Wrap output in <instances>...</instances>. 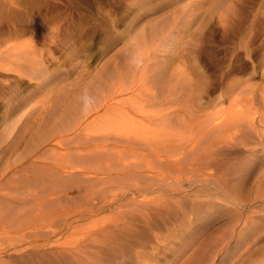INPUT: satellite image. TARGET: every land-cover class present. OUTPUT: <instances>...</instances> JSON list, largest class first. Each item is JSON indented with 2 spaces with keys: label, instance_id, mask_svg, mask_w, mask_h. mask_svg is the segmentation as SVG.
Returning a JSON list of instances; mask_svg holds the SVG:
<instances>
[{
  "label": "rangeland",
  "instance_id": "1",
  "mask_svg": "<svg viewBox=\"0 0 264 264\" xmlns=\"http://www.w3.org/2000/svg\"><path fill=\"white\" fill-rule=\"evenodd\" d=\"M15 44L14 53L36 59V67H46L47 77L41 81L37 75L20 76L0 68V196L12 199L16 207L8 208L7 201H0V242L22 239L33 222L59 227L77 211L113 198L112 207L80 219L76 225L82 229L66 237L82 243L86 232L107 228L101 239L125 247V264H264V223L256 220L246 225L260 207L248 206L240 212L218 192L226 186L241 202L261 199L264 192V105L259 100L264 88V0H0V58L11 59L14 54L8 49L13 50ZM245 79L256 85L253 111H249L251 104H237L244 98L234 88ZM177 86L184 88L182 94L172 92ZM145 92H156L158 97L153 100ZM104 95L113 97L110 109L96 106ZM19 101L25 105L18 111L7 110L8 104ZM237 105L244 113L245 106L249 111L245 114L249 119H244L247 127ZM227 109L240 111V115L234 113L244 130L233 123L231 131H238L248 146L238 145L235 138L230 141L235 144L223 137L225 141L217 138V143L213 134L204 133L209 118L234 114ZM85 148L88 153L104 148L99 161H112L113 166L104 167L103 176L94 181L79 175L63 180L60 171L73 170L72 164L75 170L83 162L86 166L97 154L91 157ZM82 151L91 160L76 156ZM240 160V171L226 170ZM153 173L156 177L148 180L146 175ZM238 175L242 181L237 182ZM205 179L208 194L197 197L190 188L185 190L189 184L196 186L194 190L202 188L200 181ZM149 185L154 187L137 192ZM143 197L157 201L139 202ZM208 200L212 203L208 208L197 204ZM260 211L264 214V208ZM36 217L41 220L35 221ZM101 243L88 241L85 249L105 258L107 264L109 252L99 250Z\"/></svg>",
  "mask_w": 264,
  "mask_h": 264
},
{
  "label": "bare ground",
  "instance_id": "2",
  "mask_svg": "<svg viewBox=\"0 0 264 264\" xmlns=\"http://www.w3.org/2000/svg\"><path fill=\"white\" fill-rule=\"evenodd\" d=\"M15 35V34H14ZM11 36V35H10ZM16 36H17V34H16ZM244 36V35H243ZM245 37V36H244ZM256 38V37H255ZM255 38H254V40H255ZM13 39V38H12ZM6 40L7 39H5V41L3 40V42L5 43L6 42ZM9 42H10V40H8ZM7 41V42H8ZM240 41H242V40H240ZM3 43V44H4ZM244 43H246V42H243V44ZM7 44V43H6ZM2 45V44H1ZM7 46V45H6ZM17 45L15 44V45H13V50L10 48V49H8V52H9V50L10 51H12L13 52V54L16 56L15 58H14V55H12V57L15 59V60H11L12 59V57H11V59H10V57H8V60H7V57L5 56V57H1L0 58V68H2V69H5V70H14L15 72L17 71L18 72V74L20 75V76H28V77H30V76H36L37 75V78L38 79H40L41 81H44L45 80V78L47 77V75L45 74V68H44V66L42 65V64H40V65H42V67H36V64H37V62H36V59H34V58H30V56L28 57V58H26L25 56L23 57V58H19V55H18V53H14V51H15V49L17 50V47H16ZM1 48V47H0ZM264 48V47H263ZM243 49V48H242ZM1 50V49H0ZM10 53V52H9ZM9 53H7V54H9ZM9 55H11V54H9ZM18 56V57H17ZM10 59V60H9ZM20 60H22L21 62H20ZM13 65V66H12ZM38 65V64H37ZM261 65L263 66V74H264V53H263V55H262V59H261ZM258 67V66H257ZM44 68V69H43ZM261 69V68H260ZM16 72V73H17ZM251 78H253V77H251ZM250 78V79H251ZM244 79V78H243ZM252 80V79H251ZM131 82V81H130ZM195 82V81H194ZM193 82V83H194ZM250 81H247L246 79L245 80H240L239 82H236V86H235V88L234 89H237L238 91H239V93H240V96L241 95H243V98H244V100L246 99V101L244 102V100H242L243 102L242 103H237V104H241V107H243L242 106V104L244 103V105H246L245 103H247V104H249L248 106H250V104H251V108H250V110L249 111H253V107H254V105H252V104H255V96L253 95V94H255V92H254V90H255V88H256V85L255 84H253V83H249ZM200 83H202V82H199V84ZM131 84V83H130ZM203 84V83H202ZM206 84V83H205ZM195 85H198L197 83H195ZM204 85V84H203ZM199 87H200V85H198ZM208 86V85H207ZM104 87V86H103ZM123 88V87H122ZM192 88H193V86H192ZM194 88H195V86H194ZM261 88H263V87H261ZM121 89V88H120ZM154 89V88H153ZM158 89V88H157ZM229 89V88H228ZM233 89V88H232ZM136 90H138L137 88H136ZM183 90H184V88L183 87H176L172 92L175 94V95H179V94H182L183 93ZM196 90V89H195ZM194 90V91H195ZM198 90H200V89H198ZM261 90V89H260ZM111 91H113V90H111ZM116 91V90H115ZM114 91V92H115ZM134 91H135V89H134ZM134 91H132V94L134 95ZM151 91H153V90H151ZM156 91V90H155ZM205 91V90H204ZM225 91V90H224ZM121 92V91H120ZM140 92V91H139ZM190 92V91H189ZM192 92V91H191ZM231 92V91H230ZM230 92H228V93H230ZM235 91L233 90V92L232 93H234ZM237 92V91H236ZM109 93V92H108ZM107 93V94H108ZM119 93V92H118ZM196 93V92H195ZM227 93V94H228ZM231 93V94H232ZM238 93V92H237ZM259 93H261V97L259 98V100H260V102L264 105V88L262 89V91L261 92H259ZM62 94L64 95V96H66L67 95V91H62ZM101 94H103V93H101ZM144 94H146V95H148L147 94V92H145ZM185 94V93H184ZM189 94V93H188ZM225 94V93H224ZM112 95V94H111ZM172 95V94H171ZM195 95V94H194ZM235 95H236V93H235ZM257 95V94H256ZM260 95V94H259ZM108 96V95H107ZM107 96H105L104 95V97L102 98V100H101V102H99L96 106H98V107H101V108H104L105 110L106 109H108L109 107H110V103H112V102H110L111 100L110 99H113V97H109V98H107ZM152 97V99L154 98H157L158 97V93H156V92H153V93H151V94H149L148 95V97ZM174 96V95H173ZM181 96V95H180ZM179 96V97H180ZM234 96V95H233ZM246 96H247V98H246ZM131 97H133V96H131ZM134 97H135V95H134ZM137 97V96H136ZM140 97V96H139ZM149 97V98H150ZM196 97V96H195ZM232 97V96H231ZM230 96H229V98H231ZM239 97V96H238ZM238 97H234L235 99H240V97L238 98ZM68 98V97H67ZM99 98V97H98ZM97 98V99H98ZM147 98V97H146ZM193 98V97H192ZM69 99V101L70 102H72L73 100H70V98H68ZM114 99H116L115 97H114ZM122 99V98H121ZM140 99V98H139ZM153 99V100H154ZM191 99V98H190ZM195 99V98H194ZM229 100V99H228ZM110 102V103H109ZM233 102H235V101H233ZM65 103V102H64ZM235 103V104H236ZM142 104V103H141ZM23 105H25V104H21V102L19 101V103L18 104H16V105H14V104H8L7 105V110H8V108H9V110L10 111H18L21 107H23ZM63 105H67L66 103L65 104H63ZM92 106H93V104H91ZM147 105V104H146ZM153 106V105H152ZM230 106H231V103H230ZM230 106H229V108L228 109H233V108H230ZM238 106V105H237ZM19 107V108H18ZM64 107V106H63ZM68 107V106H67ZM97 107V108H98ZM233 107V106H232ZM234 107H236V105L234 106ZM263 107V106H262ZM237 108H239V106L237 107ZM236 108V109H237ZM258 108V106H257V104H256V108L254 109V111H256L257 112V109ZM261 108V107H260ZM110 109V108H109ZM227 109V110H228ZM240 109H242V111L240 110ZM244 109H245V111H246V113H244V111H243V108H239V110L241 111V112H243L244 114H242V115H240V111L239 110H237L235 113H237L238 115H240L241 116V119H242V117H243V115L245 116V114L247 115V113H249V111H248V109L246 110V106L244 107ZM90 110H91V108H90ZM112 111V110H111ZM229 111V110H228ZM228 111H226L227 113H228ZM231 111H233V110H231ZM231 111H229V112H231ZM248 111V112H247ZM224 112V111H223ZM233 112V113H234ZM109 113V112H108ZM111 113H113V112H111ZM232 113V112H231ZM232 113V114H233ZM234 113V114H235ZM251 113V112H250ZM254 113V112H253ZM258 113V112H257ZM260 113V112H259ZM218 114V113H217ZM224 114H226L225 112L224 113H222V114H218V115H222V116H216L215 117V119H211L210 120V118L208 119L209 121L203 126V128H204V130H205V134L206 135H208V134H210L211 136H212V134L214 135V136H212V140H215V141H217V143L219 142L218 140L221 138V137H223L224 139H226V141H231V140H233L234 138V141H235V143H237L238 145L240 144V146L242 145V143H243V145H244V147H245V145H247L248 146V143L246 142L245 143V141H246V139H244V138H241L240 139V137H239V135L237 136V134L235 133V131L236 130H234V132H232L231 131V129H233L232 127L233 126H231V124H233V123H236L235 125H234V127L236 128L237 127V129L239 128V127H241V128H243L242 129V131L244 130V127H242V125L241 126H238L239 125V122H237V120H236V118H237V114H233V115H228L227 114V116H223ZM85 116H86V114H84ZM106 115V114H105ZM237 115V116H236ZM252 115V114H251ZM263 115H264V113H263ZM85 116H83L84 118H85ZM145 116V115H144ZM151 116V115H150ZM150 116H149V120L152 118V116H151V118H150ZM156 116V115H155ZM157 116H159V115H157ZM104 117V116H103ZM161 117V116H160ZM160 117H159V119H160ZM212 117H213V115H212ZM246 117V118H245ZM245 117H243V125H245V127H247L246 125H248L247 123H245L244 122V119H249V117H247V116H245ZM252 117H254L253 115H252ZM251 117V118H252ZM256 117V116H255ZM254 117V118H255ZM69 118V117H68ZM99 118H101V120H103L102 119V116L100 117L99 116ZM112 118H114V117H112ZM145 118H147V117H145ZM163 118H165V116L163 117ZM240 118V117H239ZM57 119H59L58 117H57ZM74 119V118H73ZM94 119H96V122H97V118L95 117ZM153 119V118H152ZM152 119L150 120V121H152ZM260 119H261V117H260ZM260 119H258V121H261ZM263 119H264V117H263ZM79 120V119H78ZM100 120V119H99ZM111 120V119H110ZM109 120V121H110ZM113 120H115V119H113ZM113 120H111L112 122H113ZM143 120V119H142ZM142 120H141V123H142ZM162 120V119H161ZM160 120V121H161ZM171 120V119H170ZM59 121L62 123V122H64V121H61L60 119H59ZM82 121V120H81ZM80 121V122H81ZM91 121H93V122H91V124L93 123H95L94 121L95 120H91ZM107 121H108V118H107ZM240 121V120H239ZM264 121V120H263ZM100 122V121H99ZM112 122H110V123H112ZM138 122V121H137ZM144 122H145V120H144ZM147 122V121H146ZM145 122V123H146ZM164 122V121H163ZM166 122V121H165ZM180 122V121H179ZM183 122V121H182ZM241 122V121H240ZM52 123V122H51ZM57 123V122H56ZM56 123H54V124H56ZM88 123V122H87ZM106 123V122H105ZM139 123L140 122H138L137 123V125H139ZM140 123V124H141ZM181 123V122H180ZM237 123H238V125H237ZM249 123V122H248ZM256 123L258 124V122L256 121ZM260 123V122H259ZM58 124V123H57ZM63 124V123H62ZM66 124V123H65ZM64 124V125H65ZM96 124V123H95ZM148 124H150V123H148ZM250 124H251V126L253 127V125L252 124H254V120L252 119L251 120V122H250ZM250 124H249V126H250ZM59 125V124H58ZM63 125V126H64ZM73 125H75V123H73ZM87 125H90V124H87ZM97 125V124H96ZM136 124L134 125L135 127L137 126ZM143 125V124H142ZM184 125V124H183ZM237 125V126H236ZM77 126H78V124H77ZM105 126V125H104ZM133 126V127H134ZM140 126V125H139ZM139 126H137V128L138 129H140V127ZM194 126V125H193ZM250 126V127H251ZM262 126V125H261ZM260 126V127H261ZM264 126V125H263ZM53 127V126H52ZM61 127V126H60ZM80 127V126H79ZM88 127V126H87ZM144 126H142V128H143ZM183 127V126H182ZM105 128V127H104ZM192 128H195V126L194 127H192ZM201 128V127H200ZM241 128H239V129H241ZM249 128V127H248ZM75 129H76V127H75ZM137 129V130H138ZM146 129V128H145ZM191 129V128H190ZM254 129V128H253ZM259 129V128H258ZM257 129V130H258ZM261 129V128H260ZM259 129V130H260ZM262 129H264V128H262ZM129 130H131V129H129ZM134 130V129H133ZM157 130V129H156ZM247 130V129H246ZM75 131V130H74ZM128 131V130H127ZM132 131V130H131ZM136 131V130H135ZM134 131V132H135ZM139 131V130H138ZM145 131V130H144ZM196 131V130H195ZM227 131V132H226ZM248 131V130H247ZM262 131V130H261ZM134 132H132V133H134ZM236 132H238V131H236ZM262 132H264V130L262 131ZM54 133V132H53ZM66 133V132H65ZM64 133V134H65ZM72 133V132H71ZM198 133V132H197ZM196 133V134H197ZM225 133V134H224ZM242 133V132H241ZM241 133H239V134H241ZM68 134V133H67ZM70 134V133H69ZM138 134V133H137ZM195 134V133H194ZM243 134V133H242ZM260 134V133H259ZM135 135H136V133H135ZM204 135V134H203ZM222 135H224V136H222ZM236 135V136H235ZM249 135V134H248ZM254 135V134H253ZM256 136H258L257 134H255ZM261 135H264V133H262ZM57 136V135H56ZM63 136V135H62ZM79 136V135H78ZM195 136H197V135H195ZM194 136V137H195ZM217 136V137H216ZM243 135H241V137H242ZM260 136V135H259ZM69 137V136H68ZM200 137V136H199ZM249 137V136H248ZM95 138V137H94ZM192 138V137H191ZM204 138H205V136H204ZM209 138L211 139V137L209 136ZM218 138V140H216ZM233 138V139H232ZM260 138V137H259ZM53 139V138H52ZM52 139H51V141H52ZM57 139V138H56ZM64 139V138H63ZM69 139V138H68ZM73 140H74V138H72ZM89 139V138H88ZM187 139V138H186ZM190 139V137L188 138V140ZM195 139V138H194ZM197 139V138H196ZM200 139V138H199ZM198 139V140H199ZM222 139V138H221ZM220 139V140H221ZM224 139H222L223 141H225ZM258 139V138H257ZM261 139V138H260ZM91 140H93V138L91 139ZM140 140V139H139ZM187 140V141H188ZM221 140V143L223 142ZM262 140H263V138H262ZM50 141V140H49ZM60 141V140H59ZM71 141V140H70ZM58 142V141H57ZM129 142V141H128ZM195 142H199V141H195ZM195 142H192L193 144L195 143ZM211 143H212V141H210ZM229 142H228V144H229ZM259 142H261V141H259ZM262 142H264V140L262 141ZM53 143H54V141H53ZM148 143V142H147ZM188 143V142H187ZM191 143V144H192ZM225 143V142H224ZM230 143H233V141L232 142H230ZM235 143H233V144H235ZM51 144H52V142H51ZM201 144V143H200ZM233 144H232V146H233ZM98 145V144H97ZM258 145V144H257ZM96 145H94V147H95ZM189 146H190V144H189ZM192 146V145H191ZM227 146H229V145H227ZM231 146V145H230ZM260 146V145H259ZM97 147V146H96ZM114 147V146H113ZM182 147V146H181ZM180 147V148H181ZM185 147V146H184ZM221 147V146H220ZM236 147H237V145H236ZM251 147H252V145H251ZM255 147V146H254ZM92 148V147H91ZM108 148H110V151H111V146H109ZM116 148V147H115ZM183 148V147H182ZM182 148L180 149V150H182ZM191 148V147H190ZM226 148V147H225ZM233 148V147H232ZM248 148V147H247ZM89 149V148H88ZM174 149V148H173ZM223 149V148H222ZM239 149V148H238ZM242 148H240V150H241ZM85 153L87 154L88 153V151H87V149L85 148ZM116 150H119L120 151V149H116ZM115 150V151H116ZM231 150V149H230ZM236 150V149H235ZM246 150V149H245ZM249 150H251L250 148H249ZM105 149L103 148V149H100V150H98V151H94V152H96L97 154L99 153V155L97 156V154L96 155H94V152H89L91 155V157H92V155H94L93 157V159L91 160V159H88L87 158V155H85V157L88 159V160H91L89 163L87 162V164L89 165H86V166H83V164H84V162L82 163V167H80V168H78L77 170H75V167H73V164H72V169L73 170H67V171H65V173H67V175H65V176H70V178H67L66 179V177H64V172L63 171H60V172H62V175H63V178H62V176H61V178L64 180V178H65V180H71V179H75V178H73V176H77V175H79L80 177L82 176V177H84V179L85 180H87V181H89L90 182V180H92L93 179V181H94V179H96V178H98L99 176H103V175H100L101 173H103V170H104V167L106 168V169H108L112 164H111V162H103V161H99L100 160V158L99 157H103V154H105ZM112 151H113V149H112ZM134 151V150H133ZM136 151V150H135ZM178 151H179V149H178ZM229 151V150H228ZM233 151V150H232ZM256 151H258V150H256ZM78 152H81V151H78ZM77 152V153H78ZM124 152V151H123ZM167 152V151H166ZM165 151L163 152V153H166ZM171 152V151H170ZM176 152H177V150H176ZM185 152V151H184ZM222 152V151H221ZM220 152V153H221ZM226 152H227V150H226ZM225 152V153H226ZM250 152V151H249ZM259 152H261V150L259 151ZM84 153V151H82V153H79L78 155L76 154V156H83L84 157V155H82V154H85ZM88 153V154H89ZM133 153V152H132ZM169 153V152H168ZM178 153V152H177ZM180 153V152H179ZM244 153L245 152H243V155H244ZM81 154V155H80ZM127 154V153H126ZM144 154V153H143ZM176 154V153H175ZM186 154V153H185ZM184 154V155H185ZM222 154V153H221ZM253 154V153H252ZM101 155V156H100ZM127 155H129V154H127ZM134 155H136V154H134ZM133 154H132V156H134ZM145 155V154H144ZM243 155L241 156V157H243ZM105 156V155H104ZM110 156V155H109ZM111 156H113V155H111ZM117 156V155H116ZM171 156H174V155H171ZM78 157V158H79ZM84 157V158H85ZM120 157H121V155H120ZM239 157V156H238ZM83 158V159H84ZM85 158V159H86ZM115 158V157H114ZM114 158L112 159L111 157H110V159H112V160H114ZM161 158V157H160ZM174 158V157H173ZM178 158V157H177ZM226 158V157H225ZM229 158H231V157H229ZM256 158V157H255ZM121 159H123L122 157H121ZM163 159V158H162ZM180 159V158H179ZM228 159V158H227ZM254 159V158H253ZM260 159H261V157H260ZM73 160V159H72ZM101 160H103V159H101ZM107 160H108V158H107ZM164 161H165V159H163ZM163 160L161 161L162 162V164H163ZM172 160V159H171ZM174 160V159H173ZM178 159H176V161H177ZM226 160V159H225ZM231 160V159H230ZM229 160V161H230ZM256 160H257V158H256ZM264 160V159H263ZM74 161H75V158H74ZM76 161H79L78 159H76ZM105 161V160H104ZM110 161V160H109ZM115 161L117 162V159L115 158ZM120 161V160H119ZM123 161V163H124V161H126V160H121V162ZM130 161V160H129ZM135 162H136V160H134ZM251 161H254V160H251ZM73 162V161H72ZM92 162V163H91ZM99 162V163H98ZM128 162V161H127ZM172 162V161H171ZM178 162H179V160H178ZM263 162V161H262ZM71 163V162H70ZM81 164V161H79L78 162V164ZM129 163V162H128ZM138 163L139 162H137V165H135V163H133L132 161H130V164H134V166H139L138 165ZM226 163H227V161H226ZM229 163V162H228ZM228 163H227V165H228ZM237 163V165H231V166H228L227 167V171H232V172H238V171H240L239 170V168H241V167H243V163L241 162V160L239 161V162H236ZM75 164H76V162H75ZM79 164V165H80ZM91 164V165H90ZM119 164V163H118ZM164 164H165V162H164ZM168 165H169V163H167ZM223 164H225V163H223ZM67 165V164H66ZM69 165V164H68ZM85 165V164H84ZM117 165V164H116ZM128 165V167H130L131 165H129V164H127L126 163V166ZM149 165V164H148ZM175 165V164H174ZM248 165V164H247ZM254 165V164H253ZM252 165V166H253ZM70 166V165H69ZM76 167L78 166L77 164L75 165ZM113 166V165H112ZM173 166V165H172ZM177 165H175L174 167H176ZM249 166V165H248ZM260 166V165H259ZM125 167V166H124ZM131 167H133V166H131ZM147 167V166H146ZM169 167V166H168ZM149 168V167H148ZM170 168H172V167H170ZM179 168V165L177 166V169ZM215 168H217V167H215ZM247 168V167H246ZM254 168V167H253ZM122 169H123V167H122ZM150 169V168H149ZM181 169H183V168H180L179 170H181ZM256 169V168H255ZM259 169H261V168H258V170ZM62 170V169H61ZM124 170H125V168H124ZM216 170V169H215ZM226 171V172H227ZM251 171H253L252 170V168H251ZM251 171H249V172H251ZM260 171V170H259ZM263 171H264V169H263ZM156 172V171H155ZM154 172V173H155ZM161 172V171H160ZM219 172H221V171H219ZM256 172V171H255ZM255 172H253V174L255 173ZM2 173V172H1ZM0 173V174H1ZM51 173V172H50ZM64 173V174H63ZM151 174V175H146V177L147 178H149L148 180H150L151 181V179L153 180L154 179V177H156V175L155 174ZM211 173V172H210ZM261 173H263L262 172V170H261ZM149 174V173H148ZM216 174V173H215ZM248 174V173H247ZM257 174V173H256ZM255 174V175H256ZM141 175H143V174H141ZM140 175V176H141ZM162 175V174H161ZM220 175V174H219ZM262 175H264V174H262ZM40 176V175H39ZM72 176V177H71ZM78 176V177H79ZM217 176H218V173H217ZM248 176H250V174H248L247 175V177ZM253 176V175H252ZM260 176V175H259ZM55 177V176H54ZM81 177V178H82ZM221 177V176H220ZM223 177L224 176H222V179H223ZM227 177V176H226ZM225 177V178H226ZM258 177V176H257ZM264 177V176H263ZM228 178V177H227ZM79 179V178H78ZM84 179H83V181L82 182H84ZM217 179V178H216ZM248 179V178H247ZM261 179V178H260ZM32 180V179H31ZM62 180V181H63ZM164 180V179H163ZM226 180V179H225ZM237 182H238V180H239V175H238V177H237ZM39 181V180H38ZM44 181V180H43ZM239 181H242V180H239ZM263 181H264V179H263ZM40 182V181H39ZM66 182V181H65ZM82 182H80V184L82 183ZM92 182V181H91ZM191 182V181H190ZM205 182H207V180L205 179L204 181L202 180V181H200V183H201V185L203 186L202 188H199V189H195L194 190V188L196 187H192L193 185L192 184H189V185H187L186 186V188H185V190L186 191H190V189L191 190H193L194 192L193 193H197V194H195L194 196H197V197H199V195L198 194H200L201 193V195H202V193L204 194H208V192L210 191V189L209 188H204V186H205ZM248 182H250V181H248ZM247 182V183H248ZM75 184H76V182H74ZM79 183V182H78ZM94 183V182H93ZM159 182H157V184H158ZM193 183V182H192ZM208 183V182H207ZM223 183V182H222ZM242 183V182H241ZM244 183H246V182H244ZM254 183V182H253ZM50 184H51V182H50ZM87 184H88V182H87ZM154 184V183H153ZM258 184V183H257ZM60 185H63L64 187H65V184L63 183V184H60ZM68 184L66 183V186H67ZM84 186H85V184H83ZM159 185H161V184H159ZM158 185V186H159ZM177 185V184H176ZM244 185V184H243ZM255 185V184H254ZM261 185V184H260ZM263 185V184H262ZM0 186L2 187V184H0ZM71 186H73V185H71ZM70 186V187H71ZM79 186H81V185H79ZM79 186H77V190H79L78 189V187ZM0 187V188H1ZM54 188L56 187V186H53ZM52 186H51V188H53ZM59 187L60 186H58V188L57 189H59ZM74 187H76V186H74ZM73 187V188H74ZM82 187V186H81ZM81 187H79V188H81ZM90 187V186H89ZM154 186L153 185H149L148 187H144L143 189H140V188H138L137 189V192H140V191H142V192H144L145 190H149L150 188H153ZM206 187V186H205ZM210 187V186H209ZM247 187V186H246ZM250 187V186H249ZM61 188V187H60ZM65 188H67V187H65ZM179 188V187H178ZM182 188V190H183V187H181ZM190 188V189H189ZM255 188V187H254ZM258 188H259V186H258ZM257 188V189H258ZM83 189V188H82ZM81 189V190H82ZM90 189V188H89ZM122 189H124V188H122ZM245 189V188H244ZM256 189V188H255ZM2 190V189H1ZM60 190V189H59ZM86 190V189H85ZM99 190V189H98ZM97 190V191H98ZM105 190H107V189H105ZM155 190V189H154ZM180 190V189H179ZM242 190V189H241ZM218 191V190H217ZM263 191H264V189H263ZM11 192V191H10ZM94 191H92L91 193H93ZM105 192V191H104ZM219 193H220V195H222V198H225L226 200H228V201H231L232 202V204L234 205V208H236L237 210L239 209V211L243 208H246V207H251V206H255V207H257V208H259L260 207V209H256L254 212H253V214H254V216H250L249 218L252 220V221H249L248 220V222H247V224L246 225H250V224H252V225H254L255 223V221L256 220H258L257 222H259L260 223V221H262L263 223H264V214H262L261 213V208H264V192H262V196H259V197H261V199H256V200H249V201H247V202H244V201H242L241 202V200H239L238 198H236V197H234L232 194V192L228 189V188H226V186H225V188L223 187V189L221 190V191H218ZM253 192V191H252ZM3 193V192H2ZM6 193V192H5ZM54 193H57V192H54ZM99 193V192H98ZM122 193V192H121ZM134 194H136V191H134L133 192ZM222 193V194H221ZM7 194V193H6ZM10 194V193H9ZM60 194V193H59ZM254 194V193H253ZM87 195V194H86ZM11 196V195H10ZM56 196V195H55ZM88 196V195H87ZM16 197V196H15ZM80 197V196H79ZM243 197H245L246 198V195H244ZM253 197V196H252ZM0 198H1V200L0 201H2V200H4V201H7V202H5V204H6V206H8V208H12V207H14V208H16L15 206H12V202H11V200L12 199H10V198H6L5 196H0ZM14 198V197H13ZM16 198H18V197H16ZM64 198V197H63ZM68 198H72L73 199V197H68ZM75 198V197H74ZM88 198V197H87ZM94 198H96V197H94ZM241 199V198H240ZM251 199V198H250ZM43 200V199H42ZM66 200H67V198H66ZM92 200V199H91ZM95 200V199H94ZM155 200L156 199H149V198H145V197H143V198H141L140 200H138L139 202H141V203H148V202H155ZM248 200V199H247ZM80 201V200H79ZM96 201V200H95ZM94 201V202H95ZM157 201V200H156ZM246 201V200H245ZM87 202V201H86ZM115 200L113 199V198H109L108 200H106V201H101V202H99L98 204L97 203H95V204H93L92 206H90L89 208H86V209H84V210H82V211H77L73 216H71L72 218H70V219H67L62 225H59V227L57 226V227H55L54 225H39L38 223V225L37 224H35V225H33L34 224V222H33V224L32 225H28L29 227V231L28 232H26V233H24L22 236H23V238L22 239H20V240H17V241H10L9 243H6V242H0V264H106L105 263V261H106V259L104 258H100V257H95V256H93V254H91V252H90V250H87V248L85 249V247H86V244H88V241L91 243H93V242H96V241H98V242H102L101 243V245H99V247H101V246H103V248L102 249H99L100 251H103V249H104V251L106 250L107 251V254H108V252H109V259L107 260V264H111V262H115V264H125V247H116L115 245H114V242L112 241V242H108L107 240H104V239H101L102 238V236L104 235H107V233H108V231H109V229H107L106 227V229H104V227L103 228H101V231L99 230V229H94V231H89V232H86V233H88V234H84V237L86 238L84 241L85 242H83L82 241V243L81 242H79V241H77V240H74V239H76L74 236V238H72L73 240H69L67 237H66V234L67 233H69V232H72V233H75L76 231H80V229H82V228H78L77 227V225H76V223L80 220V219H83V218H89V216H91V215H93V214H95V213H98L100 210H102V209H104V208H110V207H112V205L113 204H115ZM2 203V202H1ZM4 203V202H3ZM25 203V202H24ZM44 203V202H43ZM92 203H93V201H92ZM166 203V202H165ZM248 203V204H247ZM4 204V205H5ZM21 204V203H20ZM19 203H17V205L16 206H18V205H20ZM22 204H23V202H22ZM44 204H46V203H44ZM69 204V203H68ZM197 204L198 205H200L201 207H203V208H208L207 206H209L208 204H212L211 203V201L210 200H208V201H200V202H197ZM1 205V204H0ZM3 205V206H4ZM30 205V204H29ZM120 205V204H119ZM118 205V206H119ZM116 206V205H115ZM118 206H116V207H118ZM5 207V206H4ZM3 207V208H4ZM115 207V208H116ZM121 207V206H120ZM225 207H227V206H225ZM24 208V207H23ZM43 208H44V205H43ZM83 208H85L84 206H83ZM119 208V207H118ZM222 208H224V206H222ZM25 209V208H24ZM18 210V209H17ZM21 210H23V209H21ZM232 210V209H231ZM24 211V210H23ZM19 212V211H18ZM220 212V211H219ZM241 212V211H240ZM243 212V211H242ZM24 213H25V211H24ZM23 213V214H24ZM41 213V212H40ZM257 213V215H256V217H255V214ZM6 214H8V213H6ZM22 215V213H19V215ZM48 214V213H47ZM63 214V213H62ZM10 215H11V212H10ZM5 216V215H4ZM7 217H8V215H6ZM37 216H38V214H37ZM45 216H46V214H45ZM54 216V215H53ZM62 216V215H61ZM86 216H88V217H86ZM7 217H3L4 219H6ZM10 217H12L13 218V215L12 216H10ZM24 217H26V216H24ZM23 217V218H24ZM70 217V216H69ZM2 218V219H3ZM11 218V219H12ZM18 218V216L16 217V219L15 220H18L17 219ZM28 218V217H27ZM68 218V217H67ZM10 219V220H11ZM24 219H26V218H24ZM36 219L37 220H35V218H34V220L35 221H40V220H38V218L36 217ZM45 219V218H44ZM64 219V218H63ZM244 219V218H243ZM20 220V219H19ZM33 220V221H34ZM212 220V219H211ZM13 221V220H12ZM43 221V220H42ZM20 222V221H19ZM22 222V221H21ZM56 223H58V222H56ZM79 223V222H78ZM102 223V222H101ZM254 223V224H253ZM262 223V224H263ZM10 224H11V222H10ZM14 224H17L16 222L14 223ZM41 224H42V222H41ZM11 226V225H10ZM14 226H16V225H14ZM78 226H80V225H78ZM89 226V225H88ZM97 226V225H96ZM152 226V225H151ZM80 227H84L83 225H81ZM91 226H89V229H91L90 228ZM94 228H95V226H93ZM92 227V228H93ZM251 227V226H250ZM78 228V229H77ZM14 229H16V228H14ZM20 229V228H19ZM23 229V228H22ZM77 229V230H76ZM151 229V228H150ZM149 229V230H150ZM97 230H99L100 232L99 233H94V232H96ZM134 233V232H133ZM139 234V233H138ZM71 235H74V234H71ZM125 236V235H124ZM81 237V236H80ZM83 237V238H84ZM107 237V236H106ZM123 237V236H122ZM241 237V236H240ZM62 238H64V240L62 239ZM67 238V239H66ZM82 238V237H81ZM121 238V237H120ZM9 239V238H8ZM80 239V238H79ZM114 239V238H113ZM124 240H125V238H124ZM125 243H123V245H124ZM90 246H92V245H90ZM113 246H115L114 248H113ZM115 248H117V250L116 251H113V250H115ZM113 249V250H112ZM134 249V248H133ZM99 251V252H100ZM93 252V251H92ZM96 252V251H95ZM98 252V253H99ZM111 252V253H110ZM94 253V252H93ZM97 254V253H96Z\"/></svg>",
  "mask_w": 264,
  "mask_h": 264
}]
</instances>
